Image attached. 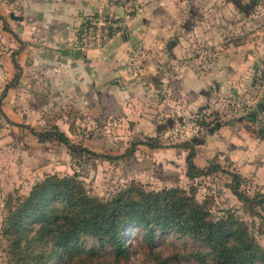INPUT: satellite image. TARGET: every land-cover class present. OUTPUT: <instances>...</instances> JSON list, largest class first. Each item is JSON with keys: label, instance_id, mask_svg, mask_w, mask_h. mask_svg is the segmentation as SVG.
Instances as JSON below:
<instances>
[{"label": "crops", "instance_id": "obj_1", "mask_svg": "<svg viewBox=\"0 0 264 264\" xmlns=\"http://www.w3.org/2000/svg\"><path fill=\"white\" fill-rule=\"evenodd\" d=\"M93 15L126 20L127 31L103 49L82 51L76 58L79 29ZM200 21L189 16L181 0H0V174L11 161L16 165L20 150L12 137L18 134L64 147L73 158L65 145L37 136L57 128L93 153L139 167L151 161L156 171L149 175L164 182L191 180L192 153L197 169L207 171L216 161L221 172L242 179L241 190L246 188L249 197L264 195V100L251 114L221 120L211 139L194 148L146 143L158 138L164 118L172 126L170 118L177 115L184 125L187 116L208 114L214 101L240 100L252 92L254 69L264 57V27L209 62L203 54L193 56ZM138 46L147 56L142 75L133 79L131 51ZM99 120L106 123L95 133L103 137L82 138L86 132L78 123ZM118 127L142 139L115 143L110 134ZM142 172L147 173L133 177Z\"/></svg>", "mask_w": 264, "mask_h": 264}, {"label": "rangeland", "instance_id": "obj_2", "mask_svg": "<svg viewBox=\"0 0 264 264\" xmlns=\"http://www.w3.org/2000/svg\"><path fill=\"white\" fill-rule=\"evenodd\" d=\"M189 16H199L202 22L200 36L194 40L193 56L203 54L209 62H213L214 55L227 50L230 45L241 40H247L257 29L264 27V0H181ZM241 1V2H238ZM259 3L260 7H252V3ZM248 4V6H246ZM245 5V7H244ZM191 11V13H190ZM253 16L252 18H250ZM256 17V18H255ZM199 56V55H198ZM186 117V116H185ZM175 115L173 125H166L168 118L162 120L164 127L157 135L158 143L170 146L173 144L187 145L194 148L203 140H210V131L215 125L228 122L218 114L199 111L187 116L182 125ZM103 121H81L78 126L85 129L82 138L100 140L103 134L95 133L105 123ZM209 123V124H207ZM84 125V126H83ZM208 125V126H207ZM114 126V125H113ZM200 126L202 129H199ZM94 127V128H93ZM214 129V130H213ZM124 128H116L110 134L115 143L132 144L142 139L133 134H124ZM20 133V130H19ZM30 136L28 135L27 138ZM128 137V138H127ZM17 140L20 150L16 165L9 160L4 172L0 174V264H33L14 253L17 242L15 229L9 222L33 187L42 182L47 176L60 177L76 175L86 194L94 199L110 201L120 194L135 196L140 191L145 193H163L178 190L182 196L192 199L200 205L208 218L216 223L225 222L227 228L245 229L257 246L264 250V204L257 205L240 201L232 192L234 182L225 171H214L211 175L200 176L196 179L177 178L174 182H164L162 177L150 176L156 171L151 161L141 167L129 164L127 160L93 159L76 155L74 158L65 155L64 147L58 148L51 143L41 144L34 137L26 140L24 134L12 137ZM144 139H147L144 137ZM75 141L78 139L75 138ZM125 146V145H124ZM107 154L121 152L104 150ZM15 162V160H13ZM216 161L209 168H220ZM147 165V166H146ZM147 173L133 177L140 171ZM151 172V173H152ZM162 174V173H161ZM232 180V183L230 181ZM250 189V188H249ZM253 190V187L251 188ZM240 191L248 195L247 189ZM125 195V196H126ZM257 195V196H256ZM257 201L264 199V195L251 194ZM33 226V225H32ZM236 227V228H235ZM31 228H28L29 233ZM34 233H29L31 237ZM145 232L132 226L126 233V245L129 250L127 258L112 252L109 245H102L91 240L90 247L94 252L73 254L71 262H67V255L62 250L58 254L45 260L43 264H213L209 255L198 256L195 252L206 251L203 244L183 237L171 230H158L149 239L144 238ZM89 249V247L87 248ZM202 260V262H200ZM253 264H263L256 261Z\"/></svg>", "mask_w": 264, "mask_h": 264}, {"label": "trees", "instance_id": "obj_3", "mask_svg": "<svg viewBox=\"0 0 264 264\" xmlns=\"http://www.w3.org/2000/svg\"><path fill=\"white\" fill-rule=\"evenodd\" d=\"M14 63L18 68L16 60ZM37 136L43 142L56 141L65 145L73 158L76 155L107 160L119 158L77 146L57 128ZM146 143L151 148L160 147L156 139H148ZM192 157L191 153L188 157L191 179L220 170L216 167L201 171L193 164ZM231 176L234 182L231 190L240 201L264 204V199L257 201V197L253 199L243 194L240 191L242 179L236 174ZM125 195L101 201L86 194L76 175L47 176L33 187L9 219L17 236L14 253L33 264H43L62 250L70 263L73 254L94 252L95 247L90 245L91 240H96L103 246L109 245L118 256L127 258L126 233L128 228L135 226L145 232V239L158 230H171L191 238L207 249L195 252L194 256L209 255L213 264H253L256 261L264 264V250L247 234L246 228L237 230L227 228L225 222H214L200 205L178 190ZM28 228H31L29 233H34L31 237Z\"/></svg>", "mask_w": 264, "mask_h": 264}, {"label": "built area", "instance_id": "obj_4", "mask_svg": "<svg viewBox=\"0 0 264 264\" xmlns=\"http://www.w3.org/2000/svg\"><path fill=\"white\" fill-rule=\"evenodd\" d=\"M128 22L102 16H89L79 29L77 45L82 51L101 50L114 37L127 31ZM146 52L141 47L131 51L130 68L133 79L142 75ZM264 100V57L257 63L253 72L252 92L250 95L236 100L231 97L214 101L210 114H218L222 118H237L251 114L258 109Z\"/></svg>", "mask_w": 264, "mask_h": 264}, {"label": "water", "instance_id": "obj_5", "mask_svg": "<svg viewBox=\"0 0 264 264\" xmlns=\"http://www.w3.org/2000/svg\"><path fill=\"white\" fill-rule=\"evenodd\" d=\"M73 54H74V56H75L76 58H81V57H82V50L77 49V50L74 51Z\"/></svg>", "mask_w": 264, "mask_h": 264}]
</instances>
